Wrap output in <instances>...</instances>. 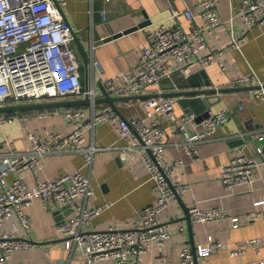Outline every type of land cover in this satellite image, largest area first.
I'll use <instances>...</instances> for the list:
<instances>
[{"label": "crops", "instance_id": "0c3cea01", "mask_svg": "<svg viewBox=\"0 0 264 264\" xmlns=\"http://www.w3.org/2000/svg\"><path fill=\"white\" fill-rule=\"evenodd\" d=\"M198 0H66L63 5L65 19L75 32L74 45L82 59V81L85 84V73L81 50L89 56V82L95 88L97 96L102 95V80L121 71L137 68L141 49L148 43V31L152 21H163L168 25L181 23L186 29L191 28L192 21L184 14L190 6L198 13ZM234 0H219L218 12L221 23L207 31L209 49H223L224 53L205 68L206 75L199 73L195 84L209 79L214 87L226 88L213 92L209 103L216 110L228 107L230 119L217 131L199 143V159H193L185 150L183 135L177 129L182 114L186 110L197 112L202 105L191 106L181 101L179 95L174 114L164 118L155 111L147 116L143 104L145 97H131L116 102L117 110L105 101L89 104L68 105L82 106L87 116L104 107H112L119 116H142L146 122L158 121L167 130L166 157L169 161L182 159L185 162L181 177L191 184L190 188L164 209L163 218L171 231V237L164 246L154 245L144 256L143 264H181L182 251L185 246L197 247L207 244L209 237L229 243V246L214 249L209 255L197 256V264H238L264 259V241L248 243V239L264 237V150L259 152L258 145L264 142V98L255 94L256 87H237L233 81L240 75L252 70L264 80V26L248 28L240 17L231 21ZM180 10L178 17H171V8ZM147 21V23H145ZM145 23L144 25H141ZM138 25V26H137ZM128 32L107 39L113 33ZM244 35L241 48L230 46L231 31ZM94 43L97 46H93ZM220 62H224L223 68ZM188 66L192 73L202 68L198 61L191 57ZM181 71L175 69L173 79L165 77L159 85H151L146 94L168 93L177 89H192L190 82H185ZM176 81V89H174ZM198 86V85H197ZM178 87V88H177ZM169 95V94H167ZM204 95V94H202ZM203 97V96H202ZM75 98L61 96L57 99ZM39 101V100H38ZM33 102V101H31ZM68 106H59L64 108ZM209 108V109H210ZM50 109V108H46ZM42 109L19 110L28 111L32 115L16 118L11 122L0 124L1 165L6 167L16 159L14 153L31 148L28 136L34 131L42 139H47L55 131L69 132L73 124L61 115L49 113L40 116ZM7 112V111H6ZM11 112V111H8ZM203 125L196 118L190 123L191 128L198 129ZM85 145H95L98 149L90 166L84 167L90 174L95 192L87 200L78 197V203L88 206L103 201L113 204L97 215L84 228L106 229L111 226H127L147 204L154 203L158 196L157 187L151 178L142 155L146 148L133 146L130 139L120 135L116 125L110 121L96 124L85 131ZM258 156L263 162L255 171L252 188L242 185L234 192L229 191L222 181V168L230 157L241 152ZM83 161V153L72 149L53 150L41 157L35 168L15 171L10 178L22 175L29 187L37 183V179L53 178L62 172L77 168ZM197 199L203 208L221 206L229 212L226 216L208 221H194L189 214V204ZM63 205L52 203L45 208L40 198H34L25 207L31 221L30 228L21 226L19 236L36 242L34 247L16 249L11 257L2 264H116L112 258L100 261H89L84 251L74 246L68 248L59 230L62 222L60 214L55 211ZM71 210L64 219L74 212ZM249 214H258L251 219ZM19 223L14 213L1 226L0 231H10L13 223ZM236 252H233V251Z\"/></svg>", "mask_w": 264, "mask_h": 264}, {"label": "built area", "instance_id": "2783aa9c", "mask_svg": "<svg viewBox=\"0 0 264 264\" xmlns=\"http://www.w3.org/2000/svg\"><path fill=\"white\" fill-rule=\"evenodd\" d=\"M219 0H198V13L190 6L184 14L191 19L190 29L180 22L168 25L163 21H152L148 31V43L143 46L137 68L121 71L102 80L112 95L146 94L151 85H159L165 77L173 79L175 69L183 78L192 74L188 63L194 57L201 68L215 62L223 49H209L207 31L221 23L218 12ZM231 21L240 17L248 28L264 26V0H234ZM66 0H0V105L25 103L38 100L57 99L61 96L83 97L89 94L92 102L97 97L95 88L85 89L82 81V59L74 45V34L61 8ZM180 10L171 8V17H178ZM244 35L232 27L230 46L241 48ZM93 46H97L94 43ZM223 68L224 62H220ZM175 82V81H174ZM233 85H254L255 94L264 98V80L252 70L240 75ZM177 86V85H176ZM175 86V88H176ZM178 88V87H177ZM178 96L161 92L145 97L143 104L147 116L155 111L164 118L174 114ZM61 115L69 119L73 127L63 133L55 131L49 138L42 139L34 131L28 136L31 148L16 151V159L10 165H1L0 153V226L14 213L19 217L10 231H0V264L5 263L19 248L34 247L36 242L18 235L21 226L30 228L31 221L25 207L34 198H40L45 208L52 203L69 204L75 212L64 219L59 230L68 248L78 247L89 261L112 258L116 264H143L144 256L154 245L164 246L171 237V231L163 218L164 209L187 191L191 184L181 177L184 160L169 161L166 157L167 130L158 121L146 122L142 116H119L110 106L87 116L82 106L42 109L40 116ZM32 112L0 111V124L16 118L26 119ZM194 110H186L177 125L182 133L185 150L193 159H199V143L213 135L227 122L231 115L228 107L209 109L202 119V127L193 129L190 123L197 118ZM110 121L116 125L120 135L132 141L133 146L146 148L142 159L158 190L154 203L142 207L137 217L127 226H111L106 229L84 228L85 224L109 208L113 201H103L92 206L78 203V197L87 200L95 192L90 174L84 167L90 166L97 151L95 145H85L86 133L96 124ZM261 140L264 135H260ZM72 149L83 153L82 163L71 171L62 172L53 178L37 179L29 187L24 176H14L15 171L35 168L41 157L53 150ZM257 150H264V142ZM263 161L256 155L241 152L224 163L222 181L234 192L237 187L252 188L255 171ZM194 221H208L226 216L229 212L221 206L203 208L197 199L188 207ZM258 214H249L256 219ZM264 237L248 239V243H261ZM229 246V243L209 237L207 244L197 247L185 246L181 264H197L198 255H209L214 249ZM233 252H236L235 250ZM238 264H264V259Z\"/></svg>", "mask_w": 264, "mask_h": 264}, {"label": "water", "instance_id": "95a60500", "mask_svg": "<svg viewBox=\"0 0 264 264\" xmlns=\"http://www.w3.org/2000/svg\"><path fill=\"white\" fill-rule=\"evenodd\" d=\"M62 13L64 14L63 8H61ZM147 23V21H145ZM145 23H142L141 25H144ZM138 26V25H137ZM136 27H131L130 29H127L125 31H119L117 33H113V35H110L107 37V39H110L113 36L119 35L123 32H128ZM73 30V29H72ZM74 38H76L75 32L73 30ZM83 57H84V73H85V89H89L90 82H89V56L85 50H81ZM204 73L206 75L205 69H201L200 71H197L195 73L190 74L188 77L183 78L184 81L190 82L192 86V89H177L168 93H163L165 95L167 94H179V95H188L190 94V97H181V101H187L191 106H197L202 105L200 107V110L198 111L197 118L202 120L204 117L208 116L209 114V108L212 103H209V100L211 98V94L213 92H220L225 90L224 87H214L212 85V81L209 79L202 80L200 84H195L194 79L197 78L199 73ZM183 76V74L181 73ZM176 82V81H175ZM174 82V89L176 86V83ZM198 85V86H197ZM254 85H238L237 87H251ZM101 89L103 91L102 95H99L95 97L94 101H105L110 103L112 107H114L117 110L116 102L120 100H125L127 98L131 97H148L149 94H141V95H112L109 93V91L106 89V87L101 85ZM204 94V95H202ZM203 96V97H202ZM92 100L88 93H86L83 97H75V98H65V99H48V100H39V101H33V102H25V103H17V104H7V105H0V111H17V110H27V109H46V108H54L59 106H68V105H80V104H89ZM197 104V105H195ZM197 111V110H196ZM71 206L67 203L64 204L61 208L57 209L55 212L57 214H60L61 220H64L65 213L69 212L71 209Z\"/></svg>", "mask_w": 264, "mask_h": 264}, {"label": "rangeland", "instance_id": "374dc122", "mask_svg": "<svg viewBox=\"0 0 264 264\" xmlns=\"http://www.w3.org/2000/svg\"><path fill=\"white\" fill-rule=\"evenodd\" d=\"M82 77H83V75H82Z\"/></svg>", "mask_w": 264, "mask_h": 264}]
</instances>
